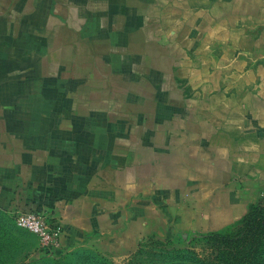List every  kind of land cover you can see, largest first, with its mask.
<instances>
[{
  "label": "crops",
  "instance_id": "obj_1",
  "mask_svg": "<svg viewBox=\"0 0 264 264\" xmlns=\"http://www.w3.org/2000/svg\"><path fill=\"white\" fill-rule=\"evenodd\" d=\"M259 201L264 0H0L11 263L44 253L15 211L51 218L55 252L118 258L237 227Z\"/></svg>",
  "mask_w": 264,
  "mask_h": 264
},
{
  "label": "rangeland",
  "instance_id": "obj_2",
  "mask_svg": "<svg viewBox=\"0 0 264 264\" xmlns=\"http://www.w3.org/2000/svg\"><path fill=\"white\" fill-rule=\"evenodd\" d=\"M258 204L264 205V202L259 201L251 206ZM235 230L225 233L231 234ZM213 245L207 235H176L147 241L135 253L118 258H108L88 248H76L52 254L41 252L39 256H29L17 264H202L215 259L217 246ZM8 248L5 256L0 253V264H16L11 263ZM20 258L17 257L16 261L20 262Z\"/></svg>",
  "mask_w": 264,
  "mask_h": 264
},
{
  "label": "trees",
  "instance_id": "obj_3",
  "mask_svg": "<svg viewBox=\"0 0 264 264\" xmlns=\"http://www.w3.org/2000/svg\"><path fill=\"white\" fill-rule=\"evenodd\" d=\"M229 230L235 231L225 233ZM229 230L207 235L217 254L202 264H264V205L251 206L241 223Z\"/></svg>",
  "mask_w": 264,
  "mask_h": 264
},
{
  "label": "built area",
  "instance_id": "obj_4",
  "mask_svg": "<svg viewBox=\"0 0 264 264\" xmlns=\"http://www.w3.org/2000/svg\"><path fill=\"white\" fill-rule=\"evenodd\" d=\"M12 217L17 229L25 231L37 239L42 252L52 254L58 249L61 230L45 212L15 211Z\"/></svg>",
  "mask_w": 264,
  "mask_h": 264
}]
</instances>
